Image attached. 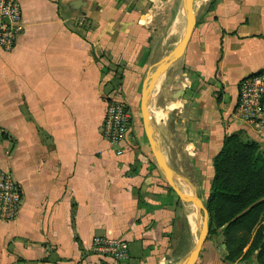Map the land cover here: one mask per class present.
<instances>
[{
    "label": "crops",
    "instance_id": "0c3cea01",
    "mask_svg": "<svg viewBox=\"0 0 264 264\" xmlns=\"http://www.w3.org/2000/svg\"><path fill=\"white\" fill-rule=\"evenodd\" d=\"M18 2L23 32L12 52L0 48V169L22 200L14 221L0 220V264H187L202 226L189 198L206 209L224 139L259 148L232 114L239 82L264 72V0H194L185 53L149 91L152 136L185 199L160 170L140 104L144 78L184 35L185 0ZM111 100L132 115L120 156L100 133ZM102 236L126 242L128 259L93 254ZM224 254L208 234L196 264H229Z\"/></svg>",
    "mask_w": 264,
    "mask_h": 264
},
{
    "label": "trees",
    "instance_id": "16d2710c",
    "mask_svg": "<svg viewBox=\"0 0 264 264\" xmlns=\"http://www.w3.org/2000/svg\"><path fill=\"white\" fill-rule=\"evenodd\" d=\"M213 169L206 203L209 235L222 236L224 262L254 257L256 264H264V157L258 145L226 137Z\"/></svg>",
    "mask_w": 264,
    "mask_h": 264
},
{
    "label": "built area",
    "instance_id": "2783aa9c",
    "mask_svg": "<svg viewBox=\"0 0 264 264\" xmlns=\"http://www.w3.org/2000/svg\"><path fill=\"white\" fill-rule=\"evenodd\" d=\"M23 32V15L18 0H0V48L12 52ZM254 135L259 150L264 155V72L248 76L238 84V97L232 114ZM132 115L126 104L111 100L108 102L101 136L114 154H123ZM22 193L11 175L0 169V220L14 221L20 210ZM92 252L98 257L122 262L129 257L126 242L106 237H94Z\"/></svg>",
    "mask_w": 264,
    "mask_h": 264
},
{
    "label": "water",
    "instance_id": "95a60500",
    "mask_svg": "<svg viewBox=\"0 0 264 264\" xmlns=\"http://www.w3.org/2000/svg\"><path fill=\"white\" fill-rule=\"evenodd\" d=\"M185 10H186L187 25L185 28L184 35L179 41V43L177 44V46L175 47V49L167 57L159 61L157 65L155 66V70L153 72L148 73L146 77L144 78L142 89H141V102H140L143 128H144L146 138L149 142L150 148L154 154V157L167 183L174 190V192L182 199H185V197L181 194L180 190L178 189L176 184L173 182L171 171L166 163V160L163 156L161 148L152 136L151 123H150V117H149L148 106H147V99H148V94L151 89V86L153 85L155 80L160 75H162L171 65H173L176 61H178L185 53V50L191 38L192 31L194 29L195 22H196V13L194 10V0H185ZM180 95L181 94H176L175 98H179ZM189 199L196 204L197 209H198L199 219H202V226L200 229L199 240L197 242L195 249L193 250L190 256L189 261L187 262V264H196L199 259L202 247L209 234L208 213H207V210L203 208L201 202L197 198H189Z\"/></svg>",
    "mask_w": 264,
    "mask_h": 264
},
{
    "label": "rangeland",
    "instance_id": "374dc122",
    "mask_svg": "<svg viewBox=\"0 0 264 264\" xmlns=\"http://www.w3.org/2000/svg\"><path fill=\"white\" fill-rule=\"evenodd\" d=\"M185 25H186V21L183 20V22H182V27H183V29H182V31L180 32V33H181V37H182V35H183V31H184ZM121 103H123V102H121ZM106 106H107V105H106ZM102 125H103V123H102ZM258 150H259V148H258ZM259 153L264 157V155L261 153L260 150H259ZM263 225H264V220H263ZM235 264H256V262H255V258L252 257V258H250V260H249L248 262H241V261H238V262H236Z\"/></svg>",
    "mask_w": 264,
    "mask_h": 264
}]
</instances>
